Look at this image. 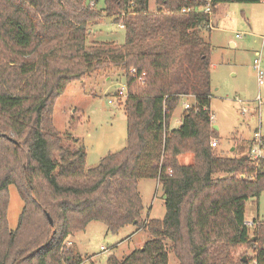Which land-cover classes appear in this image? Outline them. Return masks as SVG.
<instances>
[{
  "label": "trees",
  "instance_id": "obj_1",
  "mask_svg": "<svg viewBox=\"0 0 264 264\" xmlns=\"http://www.w3.org/2000/svg\"><path fill=\"white\" fill-rule=\"evenodd\" d=\"M96 1L0 0V264H81L87 258L66 242L93 221L149 236L104 264H168L169 252L179 264H264V222L248 227L244 216L248 199L264 190V157L249 155L253 144L239 157L210 145L212 46L201 34L210 16L182 11L206 3L153 0L151 11L150 0H103L100 10ZM103 17L124 29L123 43L87 42L89 25ZM112 67L125 80L126 142L87 166L82 146L69 147L53 127V105L69 83ZM131 68L144 73L142 84ZM188 97L192 105L170 128ZM182 154L191 161L178 162ZM145 178L162 190V219L141 218L137 183ZM9 184L23 202L14 230L6 222ZM241 247L251 257H238Z\"/></svg>",
  "mask_w": 264,
  "mask_h": 264
},
{
  "label": "rangeland",
  "instance_id": "obj_2",
  "mask_svg": "<svg viewBox=\"0 0 264 264\" xmlns=\"http://www.w3.org/2000/svg\"><path fill=\"white\" fill-rule=\"evenodd\" d=\"M91 1L85 0V3ZM96 2L95 8L102 9L103 0ZM149 6L154 11L153 0H150ZM212 13L213 28L209 30L208 27L201 34L212 46L209 111L210 125L216 127L217 145L214 150L222 156L239 157L247 154L251 144L254 145V133L264 139V0L258 3H220ZM88 33L87 42L121 44L124 41V29L111 18L103 17L90 24ZM258 55L261 84L253 69V60ZM123 84L122 72L113 67L89 73L81 81L69 83L53 105V127L69 147L76 149L82 146L87 166L97 165L102 157L125 145L123 99L108 103ZM184 103L192 105V97L183 98L177 104L169 120L170 128L179 125ZM242 107L247 109L246 113L242 112ZM66 132L77 142L69 141ZM262 152L264 155V146ZM187 156L179 155L178 162H183ZM137 188L143 205L141 218L162 219L165 207L157 180L139 179ZM7 194L6 222L8 229L14 230L23 202L14 184L8 185ZM244 211L247 220L258 216V220L264 222V190L257 200L248 199ZM148 238L145 231L138 230L134 225H127L112 233L103 223L93 221L83 231L69 236L71 242L68 240L66 246L83 259L89 258L81 264H104L109 255L120 259L135 248H140V242ZM237 255L251 257L252 249L241 247ZM168 264H179L171 252L168 253Z\"/></svg>",
  "mask_w": 264,
  "mask_h": 264
},
{
  "label": "built area",
  "instance_id": "obj_3",
  "mask_svg": "<svg viewBox=\"0 0 264 264\" xmlns=\"http://www.w3.org/2000/svg\"><path fill=\"white\" fill-rule=\"evenodd\" d=\"M203 1L206 3L203 8H198V9H189L188 8V9H183L182 11H188V12L203 11L204 13L208 14L209 16H211V14H212L211 0H203ZM90 4H92V2ZM257 54H259V53H257ZM260 62H261L260 61V55H258V57L253 60V69L256 71L257 80H258L259 84L262 83V81H261L262 72H261V69H260V67H261ZM129 73L132 76V78L135 79V81L137 83H139V84L143 83L144 73L138 74L134 68H131L129 70ZM125 94H126V86H125V84H123V86L118 91H116V93L112 96V98H110L108 100V103H113L114 101H119V100L124 99ZM189 107H190V104H187V103L185 104L184 103V108L185 109H187ZM241 110H242L243 113L247 112V109L244 108V107H242ZM253 142H254V145H252V147L250 148L249 155L252 158H262V157H264L263 152H262V146H264V143H263V141L261 139V136L258 133H254ZM210 145L212 147H215L217 145L216 140H211ZM245 225L250 227V226H252V222L245 221ZM101 250H103V249L101 248ZM87 259L89 260V258H87Z\"/></svg>",
  "mask_w": 264,
  "mask_h": 264
},
{
  "label": "crops",
  "instance_id": "obj_4",
  "mask_svg": "<svg viewBox=\"0 0 264 264\" xmlns=\"http://www.w3.org/2000/svg\"><path fill=\"white\" fill-rule=\"evenodd\" d=\"M215 10V9H214ZM213 14V13H212ZM212 14H211V16H210V22H209V30L210 29H212L213 28V25H212V22H211V17H212ZM232 46H233V44H232ZM107 79H108V76H107ZM180 124V123H179ZM191 161V159H190V156H187L186 157V159H184V161L183 162H181V163H189ZM245 216V215H244ZM257 218H258V216H257ZM254 219V218H253ZM253 219L252 220H247L246 218H245V221H247V222H252L253 221ZM69 240V239H68ZM70 241V240H69ZM71 242V241H70ZM144 243V242H143ZM143 243L142 242H140V247L143 245ZM72 244V243H71Z\"/></svg>",
  "mask_w": 264,
  "mask_h": 264
},
{
  "label": "water",
  "instance_id": "obj_5",
  "mask_svg": "<svg viewBox=\"0 0 264 264\" xmlns=\"http://www.w3.org/2000/svg\"><path fill=\"white\" fill-rule=\"evenodd\" d=\"M214 129L216 128V127H213ZM47 216V220H48V222L50 223V224H52V220H51V218L48 216V215H46ZM245 258L243 257V260H244Z\"/></svg>",
  "mask_w": 264,
  "mask_h": 264
}]
</instances>
